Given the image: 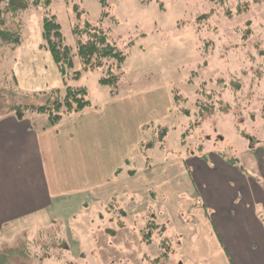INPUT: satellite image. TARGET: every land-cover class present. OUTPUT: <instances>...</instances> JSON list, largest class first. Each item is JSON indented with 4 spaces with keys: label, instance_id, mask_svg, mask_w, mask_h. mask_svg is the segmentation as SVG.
<instances>
[{
    "label": "rangeland",
    "instance_id": "374dc122",
    "mask_svg": "<svg viewBox=\"0 0 264 264\" xmlns=\"http://www.w3.org/2000/svg\"><path fill=\"white\" fill-rule=\"evenodd\" d=\"M104 1L108 6L101 0H52L46 8L29 5L14 13L0 3V118L14 115L37 129L47 127L48 115L9 107L49 105L56 98L50 92L67 87L87 88L97 111L117 98L141 100L140 109H132L139 115L120 154L125 167L115 174L117 180L143 177L141 189L105 202L56 201L40 215L9 224L0 233V255L22 254L12 264H154L158 259L182 264V231L188 239V227L199 222L197 215L185 222L181 213L232 210L231 200L242 197L251 183L264 185V0ZM51 16L73 53L74 28L89 23L109 31L125 62L118 71L110 60L104 73L85 72L74 54L63 80L51 54L40 48L43 20ZM19 28L23 43L13 49L2 41V31ZM112 65L121 74L114 98L112 88L99 83ZM155 95L158 100L150 106ZM143 143L153 148L141 151ZM187 166L199 199L185 190L181 168ZM58 174L64 182L81 179L70 169ZM251 202L262 211L257 196ZM194 253L198 258L204 249Z\"/></svg>",
    "mask_w": 264,
    "mask_h": 264
},
{
    "label": "crops",
    "instance_id": "0c3cea01",
    "mask_svg": "<svg viewBox=\"0 0 264 264\" xmlns=\"http://www.w3.org/2000/svg\"><path fill=\"white\" fill-rule=\"evenodd\" d=\"M152 97L150 106L158 100L157 95ZM140 102L136 97L117 98L106 106L104 103L99 111L91 104L92 109L75 114L52 128L37 129L24 117H1L0 233L9 224L44 213L56 201L86 198L105 202L139 191L143 177L125 176L117 180L115 174L116 169L125 167V159L120 154H125L126 134L133 130L134 120L139 115L132 109L139 110ZM128 149L131 150L129 146ZM186 168H181L186 172L185 190L188 189L192 198L199 199L190 168ZM64 169L80 173L81 179L64 182L58 174ZM95 177L99 180L94 181ZM235 181L238 185L246 183ZM256 196L257 202L264 203V185L261 188L251 183L242 197L231 200L232 210L214 208L209 213L195 209L191 216L181 213L185 222L196 215L199 222L197 227H188V239L184 240L186 230L182 231V264H264V207L257 211L255 204L258 203L251 202ZM174 213L170 211L168 217L178 235ZM203 249V255L195 257L194 252Z\"/></svg>",
    "mask_w": 264,
    "mask_h": 264
},
{
    "label": "trees",
    "instance_id": "16d2710c",
    "mask_svg": "<svg viewBox=\"0 0 264 264\" xmlns=\"http://www.w3.org/2000/svg\"><path fill=\"white\" fill-rule=\"evenodd\" d=\"M212 1L216 4L219 1H221V3L225 2V0H211L210 2ZM51 2L52 0H0V3L7 4V7L11 8V12L13 13L16 11H22L29 5L33 8H46L51 4ZM101 2L104 7L108 6L106 1L101 0ZM107 15L108 12L105 11L104 16ZM2 34L5 37L2 39V41L7 44L11 43L13 49H17L23 43L21 28H19L17 32H10V29H7L5 31L3 30ZM74 34L77 40L75 53L72 52L71 47L66 46L63 43L61 27L58 24L55 16H51L50 18H46L45 20H43L42 42L40 48L51 54L53 61L55 62L61 76L63 77V80H65L64 77L67 74L66 69H72L74 66V62L72 59L74 57V54L79 58L85 72L95 70L103 71L106 63L110 62V60L115 61V70L118 71L120 65L125 62L126 56L112 44V37L110 36L108 30H103L101 28L94 27L89 23H86L83 29L75 27ZM113 67L114 65H112L107 71L106 75L103 74V76L99 80V83L101 85L109 86L112 88L110 92L111 98H114L118 95V93H114V91L117 90V86H119V76L121 75L120 73L117 74V72H114ZM50 93L52 94V96L55 95L56 98H54L51 102L49 101V105L41 106L39 108H27L28 106L24 108L21 106H13L9 107V109H12V111L14 109H28L30 111L46 114L48 115L49 120V125L47 127H54L63 120L91 107V102L88 99V90L85 87H67L64 91L54 89ZM174 99L175 100H173V102L176 101V98ZM145 130H148V127H146ZM144 143L141 145V151H146L148 153V151L153 148V145L151 144L149 146L150 149H146V144ZM146 163L147 164L145 165V167L147 169H150L151 164L149 162V159H147ZM148 239L149 242H152L151 238ZM18 255L22 254L12 253L9 256L6 254L0 255V263L4 264L8 262L7 264H12V261H14V258ZM167 257L168 255L164 254L161 258L166 259ZM24 258L28 259L26 256H24ZM153 263L159 264V259L155 260Z\"/></svg>",
    "mask_w": 264,
    "mask_h": 264
},
{
    "label": "flooded vegetation",
    "instance_id": "af4514ba",
    "mask_svg": "<svg viewBox=\"0 0 264 264\" xmlns=\"http://www.w3.org/2000/svg\"><path fill=\"white\" fill-rule=\"evenodd\" d=\"M147 236H148L149 238H151V237H152V235H151V234H147Z\"/></svg>",
    "mask_w": 264,
    "mask_h": 264
}]
</instances>
